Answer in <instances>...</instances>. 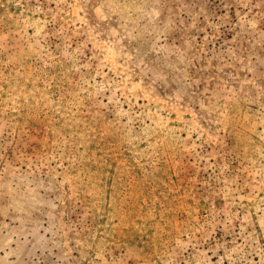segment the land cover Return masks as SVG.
I'll return each instance as SVG.
<instances>
[{
	"label": "rangeland",
	"instance_id": "rangeland-1",
	"mask_svg": "<svg viewBox=\"0 0 264 264\" xmlns=\"http://www.w3.org/2000/svg\"><path fill=\"white\" fill-rule=\"evenodd\" d=\"M0 264H264V0H0Z\"/></svg>",
	"mask_w": 264,
	"mask_h": 264
}]
</instances>
